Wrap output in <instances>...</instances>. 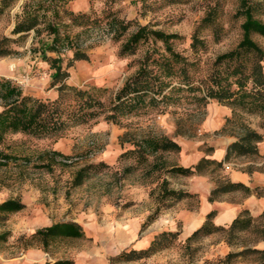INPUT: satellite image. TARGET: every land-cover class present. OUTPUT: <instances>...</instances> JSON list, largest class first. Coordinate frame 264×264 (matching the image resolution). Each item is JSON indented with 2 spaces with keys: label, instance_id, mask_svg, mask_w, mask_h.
Returning a JSON list of instances; mask_svg holds the SVG:
<instances>
[{
  "label": "trees",
  "instance_id": "16d2710c",
  "mask_svg": "<svg viewBox=\"0 0 264 264\" xmlns=\"http://www.w3.org/2000/svg\"><path fill=\"white\" fill-rule=\"evenodd\" d=\"M16 1L0 0V17ZM69 1L28 0L16 15L11 35H0V58L19 54L14 46L22 45L30 32L34 33L32 42L39 37L40 45L31 46L30 50L38 52L41 60L48 64L50 80L47 89L54 91L53 97L26 94L11 80L0 78V144L8 134L20 133L57 140L76 125L95 123L99 118L126 127L124 119L176 114L179 108L186 113L176 115L175 134L189 136L197 131L205 118L207 104L214 100L230 109L223 127L216 132L235 138L227 145L222 160L202 157L190 167L166 166L164 154L178 153L180 145L151 125L139 131L126 129L118 137L120 145L127 143L130 147L119 153L117 160L132 161V168L149 165V173L161 171L162 174L191 175L206 170L220 172L224 164L233 159L261 157L257 143L264 140V0H233L235 6L227 21H224L227 0H202L203 15L190 34L188 54L177 49L184 36L154 29L149 24L138 23L136 19L119 17L112 9V3L117 0H106V6L98 15L94 12H74L67 6ZM163 1L189 3L194 0ZM234 23L238 24L239 41L228 50L207 57L210 44L220 43ZM96 36L108 37L117 46L116 55L119 58L137 56L128 63V67H135V70L117 88L67 83L69 69L74 63L88 59L82 44ZM68 51L72 52L71 57L65 56ZM247 117H255L257 121L252 123ZM46 153L50 162H55L56 156L65 161L73 157L55 150ZM10 159L16 158L0 150V166L7 165ZM50 162L38 166L49 167ZM105 167L108 165L104 161L83 164L73 171L71 186H80ZM240 169L251 173L254 167L249 164ZM129 170L126 168L125 171ZM214 182L208 195L209 201L232 191L247 195L264 194V187L250 189L241 182L231 181L226 174ZM158 189L160 204L197 198L196 193L170 188L165 177H161ZM24 207L19 197L0 202V224H4L9 214ZM155 210L140 225V233L157 218L160 210L157 207ZM214 214L215 211L208 213L204 222L186 237V241L220 231L224 233L228 245L241 249L228 251L212 264H264V248L255 247L257 242L264 241V212L254 217L249 210L242 209L227 225L214 224ZM179 234V229L162 230L153 236L147 246L132 248L128 253L122 252L109 258V261L150 257L173 246ZM11 235L9 231L0 233V246ZM244 236L252 238L247 240ZM85 238L81 224L67 219L22 234L17 240L22 249L39 246L51 254L50 247L55 244ZM51 264L74 263L73 260H55Z\"/></svg>",
  "mask_w": 264,
  "mask_h": 264
},
{
  "label": "rangeland",
  "instance_id": "374dc122",
  "mask_svg": "<svg viewBox=\"0 0 264 264\" xmlns=\"http://www.w3.org/2000/svg\"><path fill=\"white\" fill-rule=\"evenodd\" d=\"M26 1L28 0H17L15 5L0 17V35H11L16 15L21 12L22 5ZM226 5L224 21L228 20L235 6L233 0H227ZM67 6L74 12H94L98 15L106 6V0H70ZM112 9L121 18L136 19L138 23L149 24L154 29L184 36L183 41L177 46V49L184 54H188L190 34L203 15L202 0L189 3H168L163 0H117L112 3ZM237 25V23L232 25L231 30L220 43L210 44L207 57L226 51L239 41ZM33 35L34 33L30 32L22 45L14 46L20 51L19 54L0 58V78L9 79L19 85L23 93L50 96L52 89H47L50 69L48 64L41 60L38 52L30 50L31 46H39L41 43L39 37L32 42ZM258 41L262 43L261 40ZM81 47L87 53L88 59L76 61L69 69L70 76L67 79L69 84L104 85L113 89L121 85L124 78L135 70V67L130 69L128 63L137 56L119 58L116 55L117 46L108 37L96 36L86 41ZM71 53L68 51L65 56L71 57ZM176 111V114H153L124 119L123 123L127 128L99 118L95 123L76 125L57 140L36 138L20 133L8 134L0 144V150L16 159H10L7 165L0 166V193L3 194L1 198L6 201L8 198L19 197L22 202V194L33 187L38 189L36 204L47 207L49 214L57 220L78 219L83 228L86 226L88 217L93 216L95 221L103 226L93 236H86L87 238L83 240L59 243L50 247L51 254L48 253L56 260L72 261L76 253L88 250L95 253L98 258L105 257L107 264H212L222 259L228 251L241 249L235 245H228L224 240V233L220 231L205 237H195L188 242L187 236L184 237L180 232L173 246L150 257L138 260L115 258L109 261V258L116 257L122 252L128 253L132 248L137 249L132 245L113 244L117 231L121 227L119 223L123 219L133 215H143L144 222L157 207L160 211L155 222L158 223L160 219L164 221V219L174 218V226L181 230V222L174 214L179 208H194L197 204L196 197L184 198L181 203L171 201L158 203L161 177H165L169 187L172 188L178 182L177 178L180 174L170 172L162 174L161 171L149 173V165L132 168L133 162L128 159L109 161L115 153L119 155L130 147L127 143L123 145L118 143V137L126 129L139 131L151 125L170 137L180 136L175 134L174 120L176 115H184L186 110L179 108ZM247 119L252 123L257 121L255 117H247ZM202 122L194 134L181 137L188 139L198 137V129L201 128ZM214 134L219 133L215 131ZM55 142L59 148H54ZM48 150H55L73 157L65 161L56 156L55 162H50L49 155L46 153ZM257 159L256 157L243 158L236 161V164L238 168H245L247 166L245 162H255ZM178 160V153L164 154L166 166L177 164ZM99 161H104L108 167L103 168L97 175H92L80 186H71L73 171L85 163ZM47 162L51 163L49 167L38 166ZM228 164L230 165L231 162ZM126 168L130 170L127 172ZM203 172H208L213 180L223 175L222 171ZM145 193L148 194V199L143 198ZM8 219L4 224H0V233L9 231L12 234L7 242L0 246V264H4L8 257L22 254L24 249L17 238L29 233L26 229L17 226V218ZM243 238L249 240L252 237L244 236ZM255 247L264 248V241L257 242Z\"/></svg>",
  "mask_w": 264,
  "mask_h": 264
},
{
  "label": "crops",
  "instance_id": "0c3cea01",
  "mask_svg": "<svg viewBox=\"0 0 264 264\" xmlns=\"http://www.w3.org/2000/svg\"><path fill=\"white\" fill-rule=\"evenodd\" d=\"M51 97L54 96L52 90ZM206 118L202 122L198 132V137L185 138L178 136L174 138L179 145L178 166L190 167L195 165L202 157L209 159L222 160L226 153L227 145L235 138L227 134H214L219 130L225 122V117L230 115V109L226 106L218 104L211 100L206 106ZM258 152L261 157L254 161L245 162L246 165L251 164L254 169L251 173L237 168L236 161L243 159H233L229 169L222 170V174H226L233 182H241L250 189L255 187H264V140L257 143ZM54 148H59L57 142L54 143ZM210 148V149H207ZM115 153L109 161L117 159ZM114 158V159H112ZM235 164L237 167L232 166ZM178 182L174 184L172 189H182L189 193L197 194V205L194 208H179L174 215L181 222V234L185 237L198 228L205 220L206 215L211 211H215L212 221L216 225L229 224L242 209L249 210L252 216H257L264 212V194H244L241 191H232L224 193L219 198L209 201L208 195L214 187L213 177L208 172L194 173L191 175H179ZM169 186V184H168ZM171 188V187H170ZM0 193V202L4 200ZM38 189L30 187L26 190L21 198L25 207L18 212L8 215V220L17 218L16 223L19 228L26 229L32 232L35 229L52 225L62 218L56 219L47 210V207L37 205ZM144 199H148V194H143ZM184 199L178 201L181 203ZM10 216V217H9ZM174 218L155 220L140 233V225L144 220L143 215H133L120 221L117 235L114 238V245H132L139 249L147 246L153 236L162 230H176L174 226ZM67 220V218L65 219ZM79 223L78 219H73ZM165 222V223H164ZM165 224V225H164ZM86 226L83 227L86 236H93L103 226L98 224L93 216L88 217ZM88 233H87V232ZM74 264H107L106 258L96 257L95 253L88 250H81L72 258ZM56 259L43 251L39 246H30L24 249L20 256L8 257L4 264H51Z\"/></svg>",
  "mask_w": 264,
  "mask_h": 264
},
{
  "label": "built area",
  "instance_id": "2783aa9c",
  "mask_svg": "<svg viewBox=\"0 0 264 264\" xmlns=\"http://www.w3.org/2000/svg\"><path fill=\"white\" fill-rule=\"evenodd\" d=\"M230 168V165L228 163H225L224 164V169H229Z\"/></svg>",
  "mask_w": 264,
  "mask_h": 264
}]
</instances>
